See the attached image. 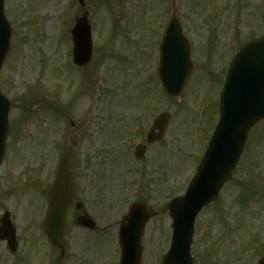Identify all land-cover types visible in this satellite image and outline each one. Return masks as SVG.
Returning a JSON list of instances; mask_svg holds the SVG:
<instances>
[{"label":"rangeland","instance_id":"1","mask_svg":"<svg viewBox=\"0 0 264 264\" xmlns=\"http://www.w3.org/2000/svg\"><path fill=\"white\" fill-rule=\"evenodd\" d=\"M173 1L161 16V0H5L12 33L0 88L15 128L0 166V214L10 212L22 242L10 255L0 242L4 262L118 264L119 221L129 203L144 197L157 213L144 228L140 264H160L171 237L166 204L183 194L205 150L229 61L242 43L264 35L262 0ZM85 11L93 53L76 68L70 31ZM172 11L194 64L176 98L155 78L159 36ZM162 111L171 115L163 139L136 163L122 158ZM259 124L230 181L196 217L193 264H256L264 254V121ZM65 152L74 199L83 205L66 213L67 255L57 263L58 252L42 244L40 222ZM81 211L95 219L97 231L75 226Z\"/></svg>","mask_w":264,"mask_h":264},{"label":"water","instance_id":"2","mask_svg":"<svg viewBox=\"0 0 264 264\" xmlns=\"http://www.w3.org/2000/svg\"><path fill=\"white\" fill-rule=\"evenodd\" d=\"M176 23L172 19L164 32L158 65V76L165 92L171 97L183 92L193 70L188 43ZM72 35L74 62L85 64L91 57L92 49L90 28L85 16L77 20ZM9 39L10 27L3 13V0H0V67L9 48ZM8 107L7 99L0 93V162L8 133ZM219 109L220 119L194 178L183 196L173 198L168 203L172 237L162 264H192L190 244L194 218L204 205L217 197L223 183L231 176L248 130L264 117V36L245 44L233 58L220 94ZM167 119L168 115L162 114L155 120L154 125L160 129L156 137L161 136ZM153 139L149 136V140ZM69 168L68 156L63 155L55 180L47 192L49 205L44 230L49 240L60 248L63 247L64 214L72 196ZM149 217L145 206H130L119 230V264H139L140 238ZM81 224L93 227L86 216L81 217ZM258 264H264V257Z\"/></svg>","mask_w":264,"mask_h":264},{"label":"flooded vegetation","instance_id":"3","mask_svg":"<svg viewBox=\"0 0 264 264\" xmlns=\"http://www.w3.org/2000/svg\"><path fill=\"white\" fill-rule=\"evenodd\" d=\"M0 242H2V243H4V247L6 248V255H10V254H12V253H14L15 251H17V248H16V250H14V252H12V250H11V248H10V246H9V244H8V242L7 241H4V240H2V241H0ZM18 246H19V242H18ZM17 246V247H18ZM11 250V251H10ZM55 251V250H54ZM4 256L5 255H1L0 256V264H24L23 263V261L22 260H20V258L18 259V260H16V261H14V260H12V259H8L6 262H4ZM22 258L26 261L27 260V257H25V256H22ZM61 259H58L57 260V263H59V261H60Z\"/></svg>","mask_w":264,"mask_h":264}]
</instances>
